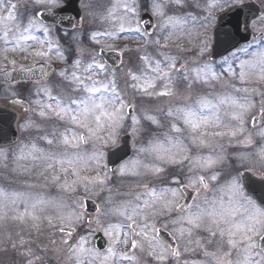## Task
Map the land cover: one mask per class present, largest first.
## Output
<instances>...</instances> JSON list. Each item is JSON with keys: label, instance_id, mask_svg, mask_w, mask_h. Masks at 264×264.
I'll use <instances>...</instances> for the list:
<instances>
[{"label": "snow or ice", "instance_id": "snow-or-ice-1", "mask_svg": "<svg viewBox=\"0 0 264 264\" xmlns=\"http://www.w3.org/2000/svg\"><path fill=\"white\" fill-rule=\"evenodd\" d=\"M244 7V0H113L99 17L104 27L84 30L69 0H0V77L38 84L29 103L22 90L13 91L19 98L12 103L52 121L40 138L45 146L18 147L17 161L29 162L18 167L36 170L67 197L0 188V220L13 213L29 235L46 223L74 264H144V257L153 264H264V14L248 9L245 16ZM185 8L206 14H170ZM54 31L71 35L67 54ZM250 31L259 36L244 44ZM17 56L33 62L18 67ZM53 58L60 69L49 80ZM179 84L181 103L162 115L138 114L139 101L176 97ZM153 127L163 131L152 135ZM128 130L133 137L148 131V146L137 152L153 155V163L115 150ZM226 144L238 150L230 154ZM112 175L134 178L128 198L109 195L88 214L86 201L111 192ZM19 246L27 264L41 259L23 236Z\"/></svg>", "mask_w": 264, "mask_h": 264}, {"label": "rangeland", "instance_id": "rangeland-1", "mask_svg": "<svg viewBox=\"0 0 264 264\" xmlns=\"http://www.w3.org/2000/svg\"><path fill=\"white\" fill-rule=\"evenodd\" d=\"M249 2L251 0H244V2ZM258 2L262 8L264 9V0H254ZM195 2V0H188V4L191 5ZM200 3L203 5L204 0H200ZM110 7V6H109ZM108 7V8H109ZM107 9V8H106ZM105 6L104 3L101 2L96 11L105 12ZM186 9L183 10H177V9H171L170 14L173 12L176 15H184L187 12H189ZM194 10V11H193ZM19 11L22 13L23 8L21 7ZM190 11H192L194 14L198 16V18L202 19L203 15L206 13L200 12L198 9L190 8ZM220 14L219 12L217 13ZM264 14V11H263ZM104 27V26H103ZM53 39H59L54 33H53ZM129 46L135 48L139 47V44L132 43ZM191 48V46H188ZM173 52L176 51L175 48L172 49ZM195 48H191V51L188 53L189 59L194 60L196 57L194 56ZM134 54V53H133ZM17 59L19 61L18 67L20 65H27L28 63H32V59L29 58L28 60H24L22 57L17 56ZM204 59H208V57H204ZM54 61V58L53 60ZM121 87H124L123 80H121ZM39 87V86H38ZM37 88V87H35ZM34 88V89H35ZM32 89L30 92L34 90ZM14 90H22L21 87H15L13 90H8L4 92H0V101L2 100H11V98H14L13 91ZM223 90L219 86L217 87V91ZM184 94V85L179 84L178 85V95L176 97H173L171 99L169 98H161V99H153V100H143L139 101L138 105V111L140 108H148L150 111L156 113L157 115H162V111L166 110L169 104H179L181 103V95ZM2 97V98H1ZM30 101L33 99L32 97H29ZM29 101V102H30ZM34 106V105H33ZM139 114V113H138ZM28 123L30 126L27 129H24L21 127V125ZM146 123V122H145ZM51 120H44L40 118L35 111L30 114L29 117H21L20 123L18 125V130L20 133V141L11 148L8 149H0V151H3L6 153V158H0V188L5 189L6 191H28L32 193H38L43 195L45 198L52 199V200H59L61 198H67L66 194L62 193L59 188L56 185H53L51 183L45 182V180L42 177H39L37 175V171L33 170L31 173L24 172L18 167V165H25L28 164V161H17L16 156L18 154V147L24 143L28 142H35L43 145V142L41 141V136L45 134V132L51 131ZM41 125V127H39ZM44 125H46L44 127ZM147 127V124H146ZM160 131L152 128V135H157ZM125 134H129L130 130L127 132H122L121 137ZM120 137V139H121ZM132 137V158H139L146 164H151L154 162V156L148 153H138L137 149L140 147H147L149 139L151 138L149 136L148 131H145L139 136ZM120 143V140H119ZM118 143V145H119ZM228 153L232 154L236 152L238 149L232 146L225 145ZM147 179H151L152 183H160L159 180H156L151 177H146ZM134 178L132 177H119L116 175H112L111 179L108 183V189H111V192L105 190L103 192H100L99 195L93 196L92 198L88 200L95 201L99 206H103V200L107 196L111 195L114 200L119 201L123 199H127L128 197L124 194L133 186ZM29 185H32V187H29ZM48 214L55 215V209L49 208ZM13 213L9 212L8 217L0 220V254H3L5 249L8 248V244L10 242H15L14 249H18L19 246V239L21 236L27 238V240L30 241L31 247H36L37 249V255L40 256V260L36 261V264H74V261H72L69 258V253L67 252L66 246L62 245L60 242V234L55 231V229L49 228L46 223L41 224V229L39 232H42L44 230H50L51 234H45L41 239H34L31 238V235L33 232L39 233L36 231H32L31 235H29L28 229L25 225H22L18 221H14L11 219V216ZM200 259L198 256L196 257ZM203 259V256H202ZM0 264H6L4 262H0ZM16 264V263H15ZM17 264H27V257H25V261ZM144 264H153V262L148 257H144Z\"/></svg>", "mask_w": 264, "mask_h": 264}, {"label": "water", "instance_id": "water-1", "mask_svg": "<svg viewBox=\"0 0 264 264\" xmlns=\"http://www.w3.org/2000/svg\"><path fill=\"white\" fill-rule=\"evenodd\" d=\"M78 1L79 0H69V5H70L69 13L70 12L71 13L77 12ZM248 9H252L253 12L256 13L257 15L261 14V10L257 5L249 4V5H246L244 7L245 16L248 14ZM51 19L52 18H49L48 22H51ZM145 19H147V18H145ZM247 35H248V41L243 42L244 44L249 42L250 40H252L254 38V35L251 32ZM217 59H219V57H217ZM112 60L114 62H116V64L119 62L118 60H116L115 56H113ZM37 75H39V74H37ZM0 80L4 81V79L2 77H0ZM15 121H16V118L14 116H10V115L6 114L5 112L0 111V139H5L6 143H9V142L14 143L17 140V136H16L14 129H13ZM120 148L126 149V151H127L126 159H127L131 154L130 138L129 137H125L123 139V144ZM120 148H117L115 150H119ZM86 207H87L88 213H93V209L96 207V205L94 203H91V202H86ZM162 235L164 236L165 239H166V237L168 238L167 234L162 233ZM96 245H97V247H100L101 250H103V248L105 247V240L102 238V236H99L96 238Z\"/></svg>", "mask_w": 264, "mask_h": 264}, {"label": "flooded vegetation", "instance_id": "flooded-vegetation-1", "mask_svg": "<svg viewBox=\"0 0 264 264\" xmlns=\"http://www.w3.org/2000/svg\"><path fill=\"white\" fill-rule=\"evenodd\" d=\"M85 27H86V26H83V29H85ZM54 32H56V31H54ZM59 69H60V66H59L58 70H59ZM22 87H23V90H24V91H28L30 86H29V85H24V86H22ZM12 89H13V87L0 86V91H1V92L8 91V90H12ZM5 101L7 102L8 100H5ZM11 109L13 110L14 107L11 106ZM15 111H17V109H15ZM209 248H210V250H211L212 246L209 245Z\"/></svg>", "mask_w": 264, "mask_h": 264}]
</instances>
